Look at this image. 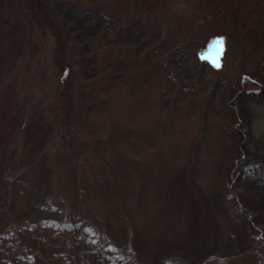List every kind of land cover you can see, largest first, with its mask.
<instances>
[{
  "label": "rangeland",
  "instance_id": "obj_1",
  "mask_svg": "<svg viewBox=\"0 0 264 264\" xmlns=\"http://www.w3.org/2000/svg\"><path fill=\"white\" fill-rule=\"evenodd\" d=\"M51 1L70 40L79 118L72 145L57 124L51 38L4 71L0 106L13 100L11 109L25 118L11 148L21 190L14 201L0 195V233L13 220L40 223L30 239L42 240L19 246L22 256L36 259L53 239H99L98 226L145 264H264V241L221 184L236 125L231 89L264 65V0ZM223 2L221 19L213 22ZM106 22L112 25L105 31L122 41L109 61L91 69L82 43ZM215 34L224 39L198 59L193 49ZM156 51L161 56L142 69L146 54ZM92 80L99 89L83 98L80 91ZM257 110L260 136L264 108ZM85 148L89 159L81 154ZM49 202L51 210L42 209ZM72 220L79 225H69Z\"/></svg>",
  "mask_w": 264,
  "mask_h": 264
},
{
  "label": "trees",
  "instance_id": "obj_2",
  "mask_svg": "<svg viewBox=\"0 0 264 264\" xmlns=\"http://www.w3.org/2000/svg\"><path fill=\"white\" fill-rule=\"evenodd\" d=\"M224 7L223 2L221 8L215 13L213 22L214 18L220 21ZM111 25L112 23L106 22L101 28L98 27L94 40L87 41L89 38H84L82 47L84 46L85 62L93 66L91 69L98 68L103 62L109 61L114 55L111 48L122 41L116 39L112 31H105L111 29ZM48 38H51L53 42L52 64L58 77L57 124L63 136L66 137V141L73 145L71 141L74 127L79 118L75 93L77 73L70 61V40L55 21L52 1L0 0V47L4 49L0 57V80L10 64L12 67L26 52H30L32 56L37 54L43 49L42 42ZM217 39H224V34H215L208 40L202 41L197 49H193V54L198 59L200 56H207L210 51L209 45ZM12 42L14 43L11 45ZM106 44H108L107 47H105ZM182 45L187 47V44ZM156 53L158 57L161 56L159 51L146 54L144 63L141 64L142 69L155 63L158 58ZM97 84L96 80H92L91 83L84 85V89L80 91L81 96L93 97L99 89ZM14 102L13 100L2 102L0 106V115L5 118L4 122L0 121V195H7V198L11 195L13 201L18 190H21V184L12 164V140L18 135L25 118L21 110L15 112L11 109ZM229 107L236 125L229 133L232 151L229 154L223 153L226 162L221 184L225 188L224 195L235 203L238 216L247 226L256 231L259 239L264 241V133L257 136L253 125L254 119L259 116L257 109L264 108V65L255 75H246L239 84L232 87ZM89 152V149L85 148L81 154L86 153V158L89 159ZM88 170L92 174V170L90 168ZM73 174L76 177L75 186H78L76 176L78 172L74 166ZM50 202L48 205L43 203L42 209L51 210ZM68 224L79 225L74 220ZM255 224L263 225V230L255 228ZM39 225L41 226L40 223H33L30 220L11 221L6 231L0 233V264H145L140 262L138 257L134 259L136 254L127 244L114 245L103 229L100 231L97 229L98 226L95 227V232L99 239H53L47 241L48 246L44 252L39 251L43 254L42 257L36 259L30 255L22 256L19 251L21 244L42 240L30 239L33 234L37 235L40 232L37 230ZM80 229L81 234L86 232L85 228L80 227ZM22 236H26L25 239ZM61 240L63 242L59 243ZM56 246H63V248L58 252L53 251V247ZM218 263L221 264L222 261L219 260Z\"/></svg>",
  "mask_w": 264,
  "mask_h": 264
},
{
  "label": "snow or ice",
  "instance_id": "obj_3",
  "mask_svg": "<svg viewBox=\"0 0 264 264\" xmlns=\"http://www.w3.org/2000/svg\"><path fill=\"white\" fill-rule=\"evenodd\" d=\"M215 63V60L213 61ZM218 66V65H217Z\"/></svg>",
  "mask_w": 264,
  "mask_h": 264
}]
</instances>
